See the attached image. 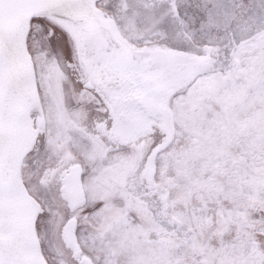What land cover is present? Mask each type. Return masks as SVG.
I'll list each match as a JSON object with an SVG mask.
<instances>
[{"label":"snow or ice","instance_id":"1","mask_svg":"<svg viewBox=\"0 0 264 264\" xmlns=\"http://www.w3.org/2000/svg\"><path fill=\"white\" fill-rule=\"evenodd\" d=\"M0 264H264V0H0Z\"/></svg>","mask_w":264,"mask_h":264}]
</instances>
